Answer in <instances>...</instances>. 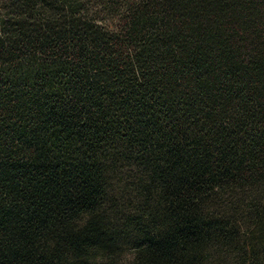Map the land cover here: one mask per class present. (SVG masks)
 Listing matches in <instances>:
<instances>
[{
	"label": "trees",
	"instance_id": "obj_1",
	"mask_svg": "<svg viewBox=\"0 0 264 264\" xmlns=\"http://www.w3.org/2000/svg\"><path fill=\"white\" fill-rule=\"evenodd\" d=\"M0 264H264V0H0Z\"/></svg>",
	"mask_w": 264,
	"mask_h": 264
},
{
	"label": "rangeland",
	"instance_id": "obj_2",
	"mask_svg": "<svg viewBox=\"0 0 264 264\" xmlns=\"http://www.w3.org/2000/svg\"><path fill=\"white\" fill-rule=\"evenodd\" d=\"M129 256V252H125V254L123 255L122 259H126Z\"/></svg>",
	"mask_w": 264,
	"mask_h": 264
}]
</instances>
